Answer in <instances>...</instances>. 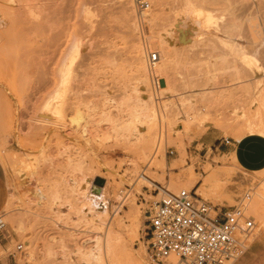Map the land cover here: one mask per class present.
Listing matches in <instances>:
<instances>
[{"label": "rangeland", "instance_id": "obj_1", "mask_svg": "<svg viewBox=\"0 0 264 264\" xmlns=\"http://www.w3.org/2000/svg\"><path fill=\"white\" fill-rule=\"evenodd\" d=\"M149 1L0 0V264H153V182L226 208L252 190L232 264H264V167L231 153L264 135V0Z\"/></svg>", "mask_w": 264, "mask_h": 264}, {"label": "built area", "instance_id": "obj_2", "mask_svg": "<svg viewBox=\"0 0 264 264\" xmlns=\"http://www.w3.org/2000/svg\"><path fill=\"white\" fill-rule=\"evenodd\" d=\"M134 3L140 15L151 7L149 0ZM159 61V53L147 49V65L152 74ZM152 86L160 87V79L154 74ZM224 142L229 144L230 140ZM151 185L157 200L145 211L149 262L232 264L246 253L257 228L255 218L248 212L252 190L226 208L202 197L195 189L173 192L159 183ZM22 249L19 245L18 251Z\"/></svg>", "mask_w": 264, "mask_h": 264}, {"label": "crops", "instance_id": "obj_3", "mask_svg": "<svg viewBox=\"0 0 264 264\" xmlns=\"http://www.w3.org/2000/svg\"><path fill=\"white\" fill-rule=\"evenodd\" d=\"M247 136V135H246ZM245 137V136H244ZM237 140L233 145L232 152L236 156L240 165H242L246 170L261 169L264 167V135L254 133L249 134L245 139ZM10 199V188L7 181L0 174V215L4 211ZM0 245L7 248L10 245L8 234L5 228L0 223ZM261 244L254 247V252L256 257H261ZM263 248V247H262ZM236 264H254L250 260L243 258Z\"/></svg>", "mask_w": 264, "mask_h": 264}, {"label": "bare ground", "instance_id": "obj_4", "mask_svg": "<svg viewBox=\"0 0 264 264\" xmlns=\"http://www.w3.org/2000/svg\"><path fill=\"white\" fill-rule=\"evenodd\" d=\"M143 178H145L144 176H143ZM145 180V179H144ZM149 182V181H148ZM175 187H173V189H174ZM176 189V188H175ZM201 191L199 190L198 191V193H200ZM252 206V205H251ZM254 207V206H253ZM252 208V207H251ZM109 226V225H108ZM108 235V234H107ZM106 246V245H105Z\"/></svg>", "mask_w": 264, "mask_h": 264}]
</instances>
